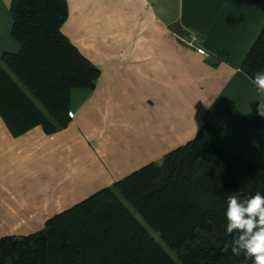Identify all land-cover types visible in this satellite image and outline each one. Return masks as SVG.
Here are the masks:
<instances>
[{"label":"crops","instance_id":"0c3cea01","mask_svg":"<svg viewBox=\"0 0 264 264\" xmlns=\"http://www.w3.org/2000/svg\"><path fill=\"white\" fill-rule=\"evenodd\" d=\"M12 0H0V57L18 52ZM62 25L100 69L75 88L69 124L12 135L0 115V237L27 234L95 191L214 126L222 146L264 164V93L242 69L264 0H67ZM193 41L190 44L188 41ZM198 47L207 54L198 51Z\"/></svg>","mask_w":264,"mask_h":264},{"label":"trees","instance_id":"16d2710c","mask_svg":"<svg viewBox=\"0 0 264 264\" xmlns=\"http://www.w3.org/2000/svg\"><path fill=\"white\" fill-rule=\"evenodd\" d=\"M18 52L0 57V115L19 136L35 126L47 134L71 121L75 88L91 90L100 75L63 32L67 0H12ZM242 69H264V27ZM245 121L264 126V116ZM264 192V164L226 150L204 124L195 137L46 220L27 234L0 237V264H179L151 234L156 231L182 264H253L228 245L227 196ZM140 216V218L138 217Z\"/></svg>","mask_w":264,"mask_h":264},{"label":"clouds","instance_id":"9594fccd","mask_svg":"<svg viewBox=\"0 0 264 264\" xmlns=\"http://www.w3.org/2000/svg\"><path fill=\"white\" fill-rule=\"evenodd\" d=\"M252 82L264 93V69L255 72ZM257 111L264 116V99H260ZM224 214L227 218L225 232L233 234L225 247L230 246L237 255L243 251L253 264H264V192L234 191L227 196Z\"/></svg>","mask_w":264,"mask_h":264},{"label":"rangeland","instance_id":"374dc122","mask_svg":"<svg viewBox=\"0 0 264 264\" xmlns=\"http://www.w3.org/2000/svg\"><path fill=\"white\" fill-rule=\"evenodd\" d=\"M140 218V216H138ZM149 231L151 232V234L163 245V247L170 253V255L179 263L182 264V262L180 261V259L178 258L176 251L173 250L172 248H170L169 246H167L165 244V242L161 239V237L159 236V234L154 231L153 229H151L150 227H148Z\"/></svg>","mask_w":264,"mask_h":264},{"label":"built area","instance_id":"2783aa9c","mask_svg":"<svg viewBox=\"0 0 264 264\" xmlns=\"http://www.w3.org/2000/svg\"><path fill=\"white\" fill-rule=\"evenodd\" d=\"M190 44H193V41L191 40V41H188ZM198 49V51L199 52H201L202 54H207V52H206V50L204 49V48H202V47H198L197 48ZM70 116L72 117L73 116V113L72 112H70Z\"/></svg>","mask_w":264,"mask_h":264}]
</instances>
